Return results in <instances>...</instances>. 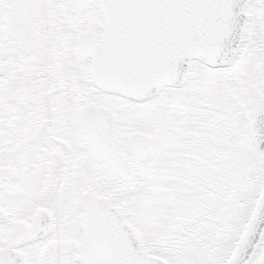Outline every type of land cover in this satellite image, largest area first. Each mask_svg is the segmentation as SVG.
I'll list each match as a JSON object with an SVG mask.
<instances>
[{
    "label": "snow or ice",
    "instance_id": "6c2138e0",
    "mask_svg": "<svg viewBox=\"0 0 264 264\" xmlns=\"http://www.w3.org/2000/svg\"><path fill=\"white\" fill-rule=\"evenodd\" d=\"M0 264H264V0H0Z\"/></svg>",
    "mask_w": 264,
    "mask_h": 264
}]
</instances>
